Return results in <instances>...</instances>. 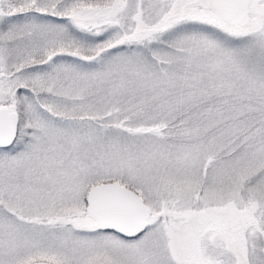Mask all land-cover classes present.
<instances>
[{
    "label": "snow or ice",
    "instance_id": "obj_1",
    "mask_svg": "<svg viewBox=\"0 0 264 264\" xmlns=\"http://www.w3.org/2000/svg\"><path fill=\"white\" fill-rule=\"evenodd\" d=\"M0 264H264V0H0Z\"/></svg>",
    "mask_w": 264,
    "mask_h": 264
}]
</instances>
